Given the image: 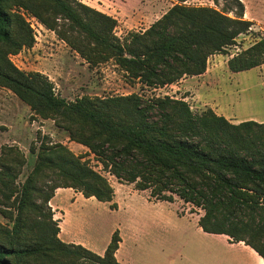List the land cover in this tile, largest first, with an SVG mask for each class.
<instances>
[{
    "label": "trees",
    "instance_id": "trees-1",
    "mask_svg": "<svg viewBox=\"0 0 264 264\" xmlns=\"http://www.w3.org/2000/svg\"><path fill=\"white\" fill-rule=\"evenodd\" d=\"M172 4L142 31L116 35L117 20L81 0H0V86L42 119H52L69 140L88 148L118 181L173 202L176 195L203 210L202 231L243 241L264 260V121H228L211 108L192 111L183 98L83 95L67 100L37 71L10 59L33 46L26 15L52 30L91 67L112 61L130 83L163 87L204 73L214 54H227L252 22L243 4L216 9ZM233 11V15H228ZM264 64V35L231 55V72ZM32 164L17 182L26 158L16 148L0 157V264H122L115 229L102 254L59 237L49 204L57 188L110 202L107 178L60 142L40 138Z\"/></svg>",
    "mask_w": 264,
    "mask_h": 264
},
{
    "label": "rangeland",
    "instance_id": "rangeland-1",
    "mask_svg": "<svg viewBox=\"0 0 264 264\" xmlns=\"http://www.w3.org/2000/svg\"><path fill=\"white\" fill-rule=\"evenodd\" d=\"M243 17L251 20L250 29L238 35L227 54H214L207 60L199 77L165 85L146 87L125 80L112 61L91 67L54 31L26 15L34 31L33 46L10 55L21 70L37 71L52 83L54 92L67 100L83 95L109 96L139 93L143 98L168 95L183 98L192 111L211 108L231 120L250 118L264 120V64L239 72H231L227 59L264 35V0H240ZM83 2V1H82ZM125 2V3H124ZM180 0H123V7L134 10L130 23H121L115 33L121 39L130 31H142L157 16ZM186 5H203L218 10L235 8L233 0H185ZM228 15H233V11ZM118 25V24H117ZM259 122V121H258ZM66 145L73 153L87 159L89 165L105 176L114 195L110 202L85 198L79 191L60 187L49 204L57 220L60 239L87 244L102 254L112 232L119 229L122 248L117 258L122 264H252L247 253L223 247V238L203 233L197 220L203 214L199 207L174 196V203L158 201L150 191L138 190L134 183L118 181L103 169L88 148L69 140L52 119L38 117L11 90L0 86V157L2 148H16L26 158L17 182H21L33 162L30 147L40 138ZM55 197V198H54ZM0 222L7 219L0 214ZM66 235H71L67 238Z\"/></svg>",
    "mask_w": 264,
    "mask_h": 264
},
{
    "label": "crops",
    "instance_id": "crops-1",
    "mask_svg": "<svg viewBox=\"0 0 264 264\" xmlns=\"http://www.w3.org/2000/svg\"><path fill=\"white\" fill-rule=\"evenodd\" d=\"M81 1H83L84 3H86L87 5H89L91 7L96 8L97 10H99L101 12H104V13L114 17L117 20V22H118L117 27H119V24H121V23H130V21L132 19L135 20V18L130 17L131 13L134 12V10L129 8V7H127L126 9L123 7L125 2L122 3L121 5H117L118 2L121 3L123 0H81ZM156 2H158V0H156ZM163 13L164 12H162V14ZM162 14L157 16V18H159ZM153 21H155V20H153ZM202 74H200V75H202ZM200 75L185 76V77H182L177 82L179 83V82L185 81L187 79H193L195 77H199ZM226 119L228 121L232 122V123H238L240 121L247 120V119H250V118L239 119V120H231V119H228V118H226ZM256 121L260 122V120H256ZM262 121H264V120H262ZM60 189L61 188H58V190H56V191H59ZM158 201H161V200H158ZM170 203H174V202H170ZM60 231H61V228H60ZM118 231H119V229H118ZM203 233L223 238V240L225 242L223 244V247H225V248L233 249V250H235V249L243 250V252L247 253L248 256L250 257V261H249L250 263H252V264H264V260L262 259V257L253 248H251L249 245L245 244L243 241L232 242V241H230V237L228 235H226V234L207 233V232H204V231H203ZM119 234H120V231H119ZM66 237L70 238L71 235H66ZM120 237H121V235H120ZM66 242H72V241H66ZM82 245H84L85 247H88V245L85 244V243H83ZM121 248H122V238H121V241L119 242V247H118L115 255H118V253H119ZM116 258H117V256H116ZM117 260H118V258H117Z\"/></svg>",
    "mask_w": 264,
    "mask_h": 264
}]
</instances>
